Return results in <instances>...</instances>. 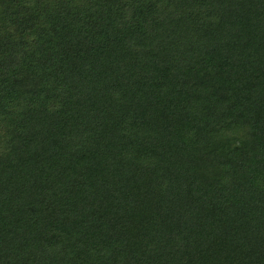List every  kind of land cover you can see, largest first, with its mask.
Here are the masks:
<instances>
[{
	"label": "trees",
	"instance_id": "trees-1",
	"mask_svg": "<svg viewBox=\"0 0 264 264\" xmlns=\"http://www.w3.org/2000/svg\"><path fill=\"white\" fill-rule=\"evenodd\" d=\"M0 264H264V0H0Z\"/></svg>",
	"mask_w": 264,
	"mask_h": 264
}]
</instances>
